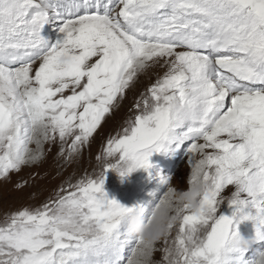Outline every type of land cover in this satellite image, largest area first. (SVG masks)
<instances>
[{
	"label": "snow or ice",
	"instance_id": "snow-or-ice-1",
	"mask_svg": "<svg viewBox=\"0 0 264 264\" xmlns=\"http://www.w3.org/2000/svg\"><path fill=\"white\" fill-rule=\"evenodd\" d=\"M52 20L63 35L50 44L41 31ZM155 66L167 70L136 102L139 114L107 139L96 178L5 215L0 264H129L141 242L126 218H144L145 207L109 199L105 172L147 170L153 153L186 141L209 211L178 212L162 264H240L231 240L246 220L264 239V0H0V180L57 136L61 154L70 137L68 154L78 153L134 77ZM228 186L234 210L217 217ZM155 251L141 253L145 264Z\"/></svg>",
	"mask_w": 264,
	"mask_h": 264
},
{
	"label": "rangeland",
	"instance_id": "rangeland-1",
	"mask_svg": "<svg viewBox=\"0 0 264 264\" xmlns=\"http://www.w3.org/2000/svg\"><path fill=\"white\" fill-rule=\"evenodd\" d=\"M60 26H57L58 29L53 39L54 43L63 35L59 31ZM166 70L165 67L155 66L147 72L139 73L134 77V81L130 82L123 96H118L114 101L116 107H110V112L106 114L110 119H108L107 123L102 120V126H98V131L93 134L94 138H91V143L81 146L78 153L69 156L67 147L73 139V137H70L63 144L64 151L61 154L62 143L57 136L55 141L42 142V155L39 159L23 166L18 172L14 171L10 173L8 180H0V224L3 223L6 214L24 208H37L43 203L48 202L57 192L71 190L69 185L88 177L96 178L103 167V161L98 160L97 157L103 155V149L107 146V139L118 137L122 133L123 128L127 126V121L134 119V116L139 114L136 108V102L148 94L147 89L159 77H162ZM69 94H71L70 91L66 90L65 95ZM197 141L204 143L202 139ZM28 147L31 150H35L37 145L35 143H29ZM213 151L210 148L205 149L206 153ZM200 158L199 153L195 154V159L198 160ZM110 162H115V160L112 159ZM190 167L189 153L183 155L180 160L179 158L176 160L171 172L172 174L166 175L168 181L164 183L161 194L159 193L160 195L158 194L153 202L155 206L167 192L169 186L174 187L178 191L187 189V180L191 172L189 170ZM141 173L142 169H137L127 176L122 177L119 173L111 169L107 170L103 184L104 192L113 191L118 195L126 192H137L140 186L136 184V179ZM17 185H21L22 187L18 188ZM232 191H234V188L228 186L222 193V195L224 194L223 197H225V200L217 207L215 213L217 217L220 215H232L234 209L227 201ZM176 226H179V222L169 232L168 241L174 236L173 233ZM162 239L155 246L157 250L152 256L153 264H162L158 260L162 256L161 249L164 247V240Z\"/></svg>",
	"mask_w": 264,
	"mask_h": 264
},
{
	"label": "clouds",
	"instance_id": "clouds-1",
	"mask_svg": "<svg viewBox=\"0 0 264 264\" xmlns=\"http://www.w3.org/2000/svg\"><path fill=\"white\" fill-rule=\"evenodd\" d=\"M187 184V189L180 191L169 186L160 203L154 209L149 221L145 222L144 218L137 212L128 214L125 225L126 231L129 235L137 237L141 242V247L132 256L129 264H145L141 253L154 248L157 242L168 233L169 225L178 222V212L187 210L199 214L200 212L207 213L209 211L201 203L208 185L202 179L200 168H191ZM254 240L257 239L255 237L253 240L244 239L237 232L232 238L231 244L233 248L241 250L243 254ZM251 264H264V251H261Z\"/></svg>",
	"mask_w": 264,
	"mask_h": 264
},
{
	"label": "bare ground",
	"instance_id": "bare-ground-1",
	"mask_svg": "<svg viewBox=\"0 0 264 264\" xmlns=\"http://www.w3.org/2000/svg\"><path fill=\"white\" fill-rule=\"evenodd\" d=\"M196 143H200V141H199V142L197 141ZM191 167H192V166H191ZM191 167L189 168L190 171H191ZM223 195H224V194H223ZM223 195H222V196H223ZM223 207H224V206H223ZM231 211H232V210H231ZM178 228H179V226H176V227H175V229H174V233H173L174 236L171 235V236H173L174 238L172 237L173 239H172V238L169 239V244H171V243L175 240L176 235H177V233H178ZM162 240H163V239H162ZM159 246H160V245H159ZM156 250H157V249H156ZM155 259H156V258H155ZM158 260L162 262V256H161L160 259H158ZM155 261H156V260H155ZM159 261H158V262H159Z\"/></svg>",
	"mask_w": 264,
	"mask_h": 264
}]
</instances>
